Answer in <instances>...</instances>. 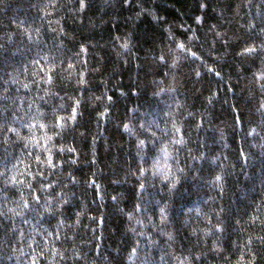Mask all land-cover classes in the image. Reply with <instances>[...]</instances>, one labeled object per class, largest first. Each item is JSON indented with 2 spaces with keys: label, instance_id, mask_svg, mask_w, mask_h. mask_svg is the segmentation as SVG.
<instances>
[{
  "label": "trees",
  "instance_id": "1",
  "mask_svg": "<svg viewBox=\"0 0 264 264\" xmlns=\"http://www.w3.org/2000/svg\"><path fill=\"white\" fill-rule=\"evenodd\" d=\"M0 264H264V0H0Z\"/></svg>",
  "mask_w": 264,
  "mask_h": 264
}]
</instances>
